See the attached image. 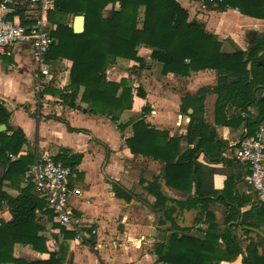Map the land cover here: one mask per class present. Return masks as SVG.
Masks as SVG:
<instances>
[{"label":"crops","instance_id":"1","mask_svg":"<svg viewBox=\"0 0 264 264\" xmlns=\"http://www.w3.org/2000/svg\"><path fill=\"white\" fill-rule=\"evenodd\" d=\"M178 1L188 9L189 18L200 21L217 40L245 51L255 32H264L263 19L244 14L237 8L219 9L200 0ZM24 3L22 19L14 10L16 4ZM30 6L31 0H14L9 3L8 17L32 23L25 18ZM111 8V4L107 5L104 15H109ZM74 15H69L71 26ZM49 22L52 31L54 25ZM150 53V47H138V55L145 59L142 67L133 59L121 57L107 67V78L119 81L126 77L134 93L138 86L145 92L143 97L135 94L132 106L123 110L116 121L108 114L89 111L88 103L81 100L82 88L73 103L56 94H41L49 84L63 88L69 83L71 62L68 59L49 60L52 81L39 88L37 66L28 42L18 43L11 55L0 56V102L10 111L11 130L7 133L17 128L23 130L26 141L19 154L32 153L28 165L41 153L54 157L82 154L69 179V205L79 219L78 228L61 225L49 211L38 212L36 220L43 226L39 234L45 238L47 251L36 250L30 243L16 242L14 257L46 260L49 251L60 253L61 246L66 244L65 264H167L158 258L156 243L166 242L174 231L196 238L205 236L208 224L201 203L195 208L181 207L178 203L197 196L198 191L211 198L207 210L215 218L218 234L229 229L244 251L232 259L221 260L222 264H244L250 241L257 244L259 253L263 252L264 235L254 228L264 232V205L247 184V165L237 157L239 140L248 134L249 114L242 112L245 120L237 126L217 122L218 94L214 86L218 72L204 68L188 75L163 73V63L151 60ZM63 63V68L54 70ZM205 87L203 124L194 122L196 129L201 131L192 134L189 141L187 132L194 112L193 99ZM256 95L264 96V89L258 90ZM183 103L184 111L181 110ZM248 109L252 116L258 114L256 106ZM239 113L240 110L232 105L226 107V116L230 119ZM140 119L148 127L166 134L168 144L164 149L173 153V162L187 150L197 149L196 159L192 160L196 168L194 178L182 181L171 176L172 184H168L164 159L131 151L126 138L133 136V124ZM260 127H264V120L249 135H254ZM19 154L11 158L16 159ZM182 162L186 164L188 159ZM4 171L0 166V176ZM25 172L14 175V179H3L2 190L13 197L19 195L28 184ZM155 176L166 197L163 206L156 204V197L147 189L148 182ZM113 183L125 188L131 197L118 196ZM170 207L173 208L171 216L166 218V210ZM11 217L8 203L3 200L0 220L8 221ZM218 246L224 248L221 239Z\"/></svg>","mask_w":264,"mask_h":264},{"label":"trees","instance_id":"2","mask_svg":"<svg viewBox=\"0 0 264 264\" xmlns=\"http://www.w3.org/2000/svg\"><path fill=\"white\" fill-rule=\"evenodd\" d=\"M200 1L219 9L237 8L244 14L264 20V0ZM109 4L112 6L111 13L104 15L103 10ZM25 7V3L16 4L14 10L22 19ZM78 13L85 14V29L81 33L74 32L69 24V15ZM49 20L54 28L51 31L53 42L48 59L51 62L60 58L68 59L71 62L70 81L63 88H55L49 84L41 94H56L73 103L82 88L81 100L88 103L89 111L108 114L116 121L123 110L132 106L133 96L136 94L143 97L145 92L138 86L134 93L126 77L119 81L107 78V67L119 57L133 59L139 63V67L144 66L145 59L138 55V47L145 45L151 48L149 58L163 63V73L188 75L191 71L204 68H213L218 72L219 77L214 86L218 94L217 122L237 126L245 120L242 112L248 113L249 135L264 120V96L256 95L258 90L264 89V32H255L245 51L229 42L217 40L205 30L200 21L189 18L188 9L178 0H55V8L49 12ZM206 89L202 88L199 96L193 99L194 112L187 132L189 141L192 140V134L201 131L196 129L194 122L203 124ZM228 105L240 110L236 118L226 116ZM252 105L258 109L255 116L248 109ZM181 110H185L184 103ZM9 117L10 111L0 102V124L6 125V129L0 131V166L5 168L0 176V209L5 200L12 215L8 221L0 220V264H65L66 244L61 246L60 253L49 251V258L46 260L28 261L13 256V245L16 242L30 243L36 250L47 251L45 238L39 234L43 226L36 217L43 210L49 211L52 217L53 214L32 182L15 197L2 190L3 179H14L16 174H24L33 157L31 152L19 154L26 141L25 134L21 128L7 133L11 130ZM119 125L123 126L121 123ZM133 127L134 134L126 138L127 145L132 152L164 159L167 162L165 179L168 184H172L171 176L182 181L194 178L196 168H193L192 160L196 159L197 149L187 150L173 162V153L164 149L167 143L165 133L148 127L143 119L135 122ZM18 154V158H11ZM57 158L70 166L74 173L82 154H63ZM184 159H188L186 164L182 162ZM113 186L118 196L126 199L131 197L122 186L117 183H113ZM159 188L158 176H155L148 182L147 189L156 197V204L163 206L166 197ZM197 194L178 203L181 207L190 208L201 203V211H206L208 224L205 236L196 238L174 231L166 242L155 244L158 258L167 264H222L223 259L244 254L240 243L229 229L218 234L215 218L207 210L210 196L199 191ZM172 210V207L166 210V218L171 216ZM220 239L224 243L223 249L218 246ZM244 264H264V250L259 253L254 241H250L246 247Z\"/></svg>","mask_w":264,"mask_h":264},{"label":"built area","instance_id":"3","mask_svg":"<svg viewBox=\"0 0 264 264\" xmlns=\"http://www.w3.org/2000/svg\"><path fill=\"white\" fill-rule=\"evenodd\" d=\"M13 1L0 0V56L11 55L18 43L28 42L37 66V84L39 88H44L52 80L48 59L53 42L49 12L55 8V0H31L25 18L32 23L8 17L9 3ZM237 157L247 165V184L256 199L264 205V127H260L254 135L241 137ZM72 174L70 166L61 159L41 153L28 165L24 179L28 183L32 182L38 195L46 200L55 221L77 229L79 219L69 205V179Z\"/></svg>","mask_w":264,"mask_h":264},{"label":"water","instance_id":"4","mask_svg":"<svg viewBox=\"0 0 264 264\" xmlns=\"http://www.w3.org/2000/svg\"><path fill=\"white\" fill-rule=\"evenodd\" d=\"M72 28H73V31L76 33H81L84 31L85 29V14L84 13H78L74 15L73 22H72ZM5 129H6V125L4 123H1L0 131H4ZM198 212L199 210L196 209L195 210L196 216H198ZM41 223H43V221H41ZM254 229L260 232L262 235H264V232H262L261 230H258L256 228Z\"/></svg>","mask_w":264,"mask_h":264},{"label":"rangeland","instance_id":"5","mask_svg":"<svg viewBox=\"0 0 264 264\" xmlns=\"http://www.w3.org/2000/svg\"><path fill=\"white\" fill-rule=\"evenodd\" d=\"M64 67V63L63 64H61V65H57V68H54V70L56 69H59V68H63Z\"/></svg>","mask_w":264,"mask_h":264}]
</instances>
